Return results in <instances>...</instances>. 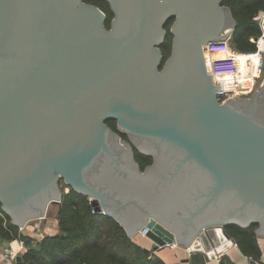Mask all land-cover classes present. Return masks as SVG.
<instances>
[{
    "label": "water",
    "instance_id": "water-1",
    "mask_svg": "<svg viewBox=\"0 0 264 264\" xmlns=\"http://www.w3.org/2000/svg\"><path fill=\"white\" fill-rule=\"evenodd\" d=\"M106 1L109 27L86 0H0L2 209L26 226L61 201L64 179L156 250L220 259L237 245L228 224L258 223L264 237V69L251 97L220 102L204 55L231 38V8ZM134 146L153 156L145 169Z\"/></svg>",
    "mask_w": 264,
    "mask_h": 264
},
{
    "label": "trees",
    "instance_id": "trees-1",
    "mask_svg": "<svg viewBox=\"0 0 264 264\" xmlns=\"http://www.w3.org/2000/svg\"><path fill=\"white\" fill-rule=\"evenodd\" d=\"M86 1L104 9L108 14L106 25L109 27L113 12L108 1ZM223 3L231 8L237 21L231 36L233 47L240 52L256 51L257 39L262 34L260 22L256 17L264 10V0H224ZM172 21L173 19L169 23ZM172 36L169 28L162 44L164 60L170 55ZM116 122L108 121L113 129L118 130ZM121 134L128 138L126 133ZM134 151L142 169L153 162L152 155L141 152L136 146ZM59 203V231L45 234L39 239L23 233L20 226L0 207V240L18 238L26 246V250L17 256V264H169L152 249L130 236L115 217L96 212L88 195L72 188L64 191ZM257 227L258 223L246 227L239 224L225 226L240 250L250 257V264H264L263 250L256 233ZM189 258L190 264H208L206 256L199 251L192 252ZM219 264L236 263L229 255L223 254Z\"/></svg>",
    "mask_w": 264,
    "mask_h": 264
},
{
    "label": "built area",
    "instance_id": "built-area-1",
    "mask_svg": "<svg viewBox=\"0 0 264 264\" xmlns=\"http://www.w3.org/2000/svg\"><path fill=\"white\" fill-rule=\"evenodd\" d=\"M262 34L257 39V50L254 52H240L236 50L231 38H212L204 44V55L207 68L212 74L216 84L221 83V87L216 89V95L220 102H224L229 96H238L252 92L256 87L257 81L261 79L264 69V54L260 49H264V16L259 19ZM257 55L255 61L243 67L240 56ZM177 247V244H171ZM188 254L192 251L188 248ZM17 251L10 249L8 256L16 257Z\"/></svg>",
    "mask_w": 264,
    "mask_h": 264
},
{
    "label": "rangeland",
    "instance_id": "rangeland-1",
    "mask_svg": "<svg viewBox=\"0 0 264 264\" xmlns=\"http://www.w3.org/2000/svg\"><path fill=\"white\" fill-rule=\"evenodd\" d=\"M99 7L102 8L101 6H99ZM171 24H172V22H170L168 24V27H167L168 29L170 28ZM259 81H260V79L257 81L256 87H257ZM256 87L254 88V90L252 92H249L247 94L238 95V97H251V95L254 93ZM60 186H61L62 191H67V190L72 189V186L67 184L64 179L60 180ZM59 204H60L59 202L50 201L49 205L47 207V210H46V214L40 218H37V220L36 219L28 220L26 222V226H24V225L20 226L22 232L27 234L30 237L35 238V239H39L48 233L58 232L59 226H58L57 215H58V210H59ZM0 207H2V205H0ZM10 218L12 220L11 216H10ZM47 225H49L50 227H48ZM132 237L137 242L148 247L149 249H152L156 253V249H154L156 243L148 235L141 232V234L134 233ZM0 242H2V240H0ZM177 247H178L179 251L182 253L181 255H189V256L191 255V254H188V250H187L188 247H185L183 249V245H181V244H178ZM165 248L170 249V248H174V247L166 246ZM24 249H25V247L18 249L16 257H14V258L10 257L11 260H14V262H15L14 264H17L16 258L18 255L22 254L25 251Z\"/></svg>",
    "mask_w": 264,
    "mask_h": 264
},
{
    "label": "crops",
    "instance_id": "crops-1",
    "mask_svg": "<svg viewBox=\"0 0 264 264\" xmlns=\"http://www.w3.org/2000/svg\"><path fill=\"white\" fill-rule=\"evenodd\" d=\"M264 16V10H261L256 17L258 20ZM264 47V42L262 43ZM50 227L49 225H47ZM260 246L263 250V260H264V237H259ZM22 247H25L24 250H26V246L24 245V242L18 238L12 239V240H2L0 242V264H14V260L10 259V256L7 255L8 251L10 249H14L17 251L18 249H21ZM227 255L230 256V258L236 263V264H250V257L246 256L240 248L236 246H232L225 251ZM156 253L163 257L166 262L169 264H190L189 261H184L183 259L185 257H188L189 255H181L182 253L179 251L178 247L174 248H163V249H157ZM219 259H212L208 260V264H219Z\"/></svg>",
    "mask_w": 264,
    "mask_h": 264
},
{
    "label": "bare ground",
    "instance_id": "bare-ground-1",
    "mask_svg": "<svg viewBox=\"0 0 264 264\" xmlns=\"http://www.w3.org/2000/svg\"><path fill=\"white\" fill-rule=\"evenodd\" d=\"M264 42V40L262 41V43ZM262 46H263V44H262ZM257 58H258V56L257 55H253V56H247V55H241L240 56V60H241V63H242V66L243 67H245V66H247L249 63H250V61H255V60H257Z\"/></svg>",
    "mask_w": 264,
    "mask_h": 264
},
{
    "label": "flooded vegetation",
    "instance_id": "flooded-vegetation-1",
    "mask_svg": "<svg viewBox=\"0 0 264 264\" xmlns=\"http://www.w3.org/2000/svg\"><path fill=\"white\" fill-rule=\"evenodd\" d=\"M116 124H117V122H116Z\"/></svg>",
    "mask_w": 264,
    "mask_h": 264
}]
</instances>
